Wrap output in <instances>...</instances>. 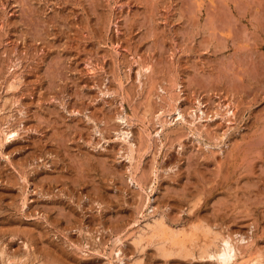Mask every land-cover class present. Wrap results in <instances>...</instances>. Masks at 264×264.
<instances>
[{
    "label": "rangeland",
    "instance_id": "374dc122",
    "mask_svg": "<svg viewBox=\"0 0 264 264\" xmlns=\"http://www.w3.org/2000/svg\"><path fill=\"white\" fill-rule=\"evenodd\" d=\"M153 217L193 253L138 248ZM223 238L264 264V0H0V264Z\"/></svg>",
    "mask_w": 264,
    "mask_h": 264
},
{
    "label": "bare ground",
    "instance_id": "6f19581e",
    "mask_svg": "<svg viewBox=\"0 0 264 264\" xmlns=\"http://www.w3.org/2000/svg\"><path fill=\"white\" fill-rule=\"evenodd\" d=\"M229 108L230 109H227L226 114L233 113L231 107ZM202 113L203 111H201V114ZM178 115L179 118L183 119L182 113L178 112ZM196 118L198 117L196 116ZM15 134L16 131L14 130L8 133V135H11V137L15 136ZM145 239H147V241L149 242L155 243L157 245L158 251L162 255L188 256L193 253L191 247L188 248L185 245L186 240H188L187 236L186 235L181 236L178 233L170 232L167 229V226L165 225L163 220L158 217H153L151 222H147L146 226L143 227L141 230L137 232V234L134 235V240L138 248L142 247V242ZM203 245L204 244H202V247H200V250L198 251L202 258H208V259L215 258L219 260L221 264H230V261L235 256V248L232 242L229 240V238H223L219 246H217L213 252L211 249L210 251L208 247L204 248Z\"/></svg>",
    "mask_w": 264,
    "mask_h": 264
}]
</instances>
